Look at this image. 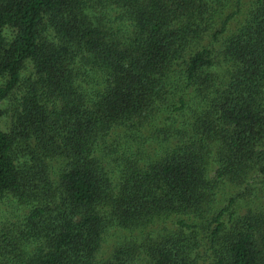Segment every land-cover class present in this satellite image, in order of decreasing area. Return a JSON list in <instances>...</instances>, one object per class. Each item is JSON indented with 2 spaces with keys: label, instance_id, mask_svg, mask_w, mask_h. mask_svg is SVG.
<instances>
[{
  "label": "trees",
  "instance_id": "16d2710c",
  "mask_svg": "<svg viewBox=\"0 0 264 264\" xmlns=\"http://www.w3.org/2000/svg\"><path fill=\"white\" fill-rule=\"evenodd\" d=\"M0 264H264V0H0Z\"/></svg>",
  "mask_w": 264,
  "mask_h": 264
}]
</instances>
